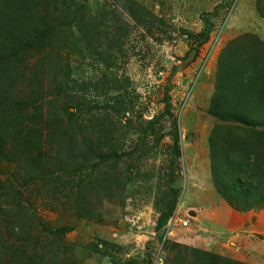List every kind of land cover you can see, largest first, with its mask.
<instances>
[{"label": "rangeland", "instance_id": "374dc122", "mask_svg": "<svg viewBox=\"0 0 264 264\" xmlns=\"http://www.w3.org/2000/svg\"><path fill=\"white\" fill-rule=\"evenodd\" d=\"M4 1L22 31L0 47L18 50L1 111L42 133L0 160V264L19 245L36 264H192L193 249L264 264V205L237 211L214 186L210 138L231 121L209 112L225 61L264 59L259 0Z\"/></svg>", "mask_w": 264, "mask_h": 264}, {"label": "trees", "instance_id": "16d2710c", "mask_svg": "<svg viewBox=\"0 0 264 264\" xmlns=\"http://www.w3.org/2000/svg\"><path fill=\"white\" fill-rule=\"evenodd\" d=\"M4 2L3 7H0V39H2L0 47L7 46L14 34L17 38L18 32L22 31L20 27L22 21L19 15L22 10L21 1L17 6L15 4L17 1L10 6V1ZM13 5L15 6L13 12L16 14L13 20H16V23L11 25L10 31V26L7 25L5 19L10 14ZM258 10L264 19V0H259ZM82 17L84 19V15ZM44 32H50V30L45 29ZM27 42L26 51L32 50L34 46L42 47L36 41L35 34L28 38ZM12 45L16 47L14 44ZM15 52H18L16 48L10 51L0 49V63L4 64V67L1 66L2 69H0V99H3L4 91L2 77L7 75L10 78L12 74V68L10 70L9 67L10 57L6 60L4 57L5 54L9 53L11 56ZM225 64L229 67L220 73L216 86L217 92L213 97L209 112L213 116L227 117L231 121V125L217 128L210 138L212 180L219 195L233 209L248 213L264 205V132L255 129L256 126L264 124V59L259 65H248L243 60L237 62L235 59L225 61ZM2 101H0V160L8 158V153L5 150L7 145L18 150L19 158L27 149L35 152L33 144L38 138L37 133H42L41 127L40 131L37 127L38 120L36 122L26 116V122L22 124L23 120L20 116L9 118L7 113L1 111ZM66 115L72 119L74 114L66 113ZM29 121H33L34 125L28 124ZM73 121L74 118L70 124H73ZM235 130H237L236 134H234ZM21 142H24L25 148L19 150ZM39 171L40 168H37L35 172L30 171V179L35 182L40 178L44 179L45 172L39 174ZM8 191L10 193V190ZM15 206L22 208V203L18 202ZM173 211L174 205L161 220L160 228L167 223ZM5 215L7 228H11V231L18 229L17 233L30 235L29 232L26 233L28 228L25 224H16L8 213ZM15 218H17L16 214ZM15 226H19V228L15 229ZM62 233V230L54 232L55 236H61ZM20 236V240L25 239L22 234ZM193 251L194 261L192 264H236L231 259L206 253L200 249H193ZM3 253L5 252L3 251ZM6 255L8 264H36L34 259L28 256L23 245L14 248L11 252V259L9 253ZM37 256L40 259L42 257L40 254Z\"/></svg>", "mask_w": 264, "mask_h": 264}, {"label": "crops", "instance_id": "0c3cea01", "mask_svg": "<svg viewBox=\"0 0 264 264\" xmlns=\"http://www.w3.org/2000/svg\"><path fill=\"white\" fill-rule=\"evenodd\" d=\"M195 216H196V215H195ZM198 216H199V217H198ZM197 217H198V218H197ZM197 217L193 218L192 221L190 220V224H191V222H193V221L198 222L197 219L200 218V215H198V213H197ZM205 220H206L205 217H202V218H201V221H202V222H200V224H202V225H201V226H197V227L195 228V231H197L198 229H200L201 227H204V226L206 225V224H204V223H205V222H204ZM203 222H204V223H203ZM190 224H189V226H188L189 228H190ZM182 228H185V227H182ZM185 229H187V228H185ZM185 229H184V230H185ZM205 229H206V228H205ZM184 230H183V231H184Z\"/></svg>", "mask_w": 264, "mask_h": 264}, {"label": "built area", "instance_id": "2783aa9c", "mask_svg": "<svg viewBox=\"0 0 264 264\" xmlns=\"http://www.w3.org/2000/svg\"><path fill=\"white\" fill-rule=\"evenodd\" d=\"M189 226V221L187 220V221H184V222H182V227H185V228H187Z\"/></svg>", "mask_w": 264, "mask_h": 264}]
</instances>
